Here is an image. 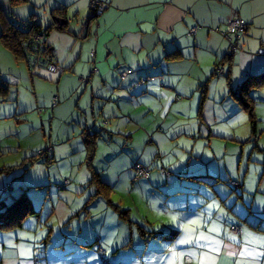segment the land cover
<instances>
[{
  "label": "crops",
  "instance_id": "0c3cea01",
  "mask_svg": "<svg viewBox=\"0 0 264 264\" xmlns=\"http://www.w3.org/2000/svg\"><path fill=\"white\" fill-rule=\"evenodd\" d=\"M98 1L106 8L92 19V0H27L16 5L0 0L4 12L41 20L42 25L52 22V10L65 8L67 33L53 30L47 37L51 47L56 43L59 73L26 68L29 74H22L15 54L0 42V100L10 93V86L29 82L38 90L36 107L44 108L53 100L47 93L56 91L59 99L51 115L65 122V168H86L85 177L74 178L68 191L40 189L43 203L33 207L38 215L26 219L21 229L0 230V264L15 258L13 264H264V117L258 113L264 106V89L250 93L260 122L257 147L253 144L263 154L260 162L248 161L240 172L246 147L242 143L249 134L231 137L241 147V154L232 159L221 161L215 154L208 159L198 149L202 141L210 146V137H226L224 126H217V119L204 108L216 98L232 103L224 75L209 78L220 59L231 56L234 91L245 76L264 71V0ZM232 17L242 18L246 25L234 54L215 31ZM170 53L178 55L166 60ZM223 69L226 72L227 65ZM89 74L91 86L84 87L78 77ZM54 76L55 82L49 81ZM145 77L154 80L140 85L138 89L144 86L137 95V88L130 91ZM205 84L206 99L197 116ZM144 94L164 103L162 110L168 112L162 120L137 117V97ZM20 100L17 94V139L42 128L41 115L28 114L32 109ZM82 132L97 134L92 139L97 184L90 183ZM103 144L107 152H101ZM253 146L250 159L252 151L260 155ZM2 147L11 148L0 142ZM212 161L217 164H207ZM134 163L152 169L148 180L132 182ZM161 168L169 171L168 178ZM197 176L204 182L193 179ZM4 177L0 200L3 189L14 184L11 176ZM228 227L238 231L229 233Z\"/></svg>",
  "mask_w": 264,
  "mask_h": 264
},
{
  "label": "rangeland",
  "instance_id": "374dc122",
  "mask_svg": "<svg viewBox=\"0 0 264 264\" xmlns=\"http://www.w3.org/2000/svg\"><path fill=\"white\" fill-rule=\"evenodd\" d=\"M10 20H14L13 17H11ZM50 39H52V37ZM55 45L54 47H56ZM61 51L62 49H60V52ZM14 63L17 64L16 65L17 69L22 74L23 73L27 75L29 74L26 71V63L24 62L23 59H16ZM79 77H78V81L80 82ZM84 77H87V76H84ZM235 79H239V74L237 73L235 74ZM49 81L55 82V76L49 78ZM136 81L133 84H136ZM91 82H92V79L88 83H86V85L90 87ZM80 85L81 84L79 83V86ZM149 85L150 83L148 82L147 86ZM143 86L139 89L137 88L138 90L135 89L137 90L135 91L136 95L140 93V91L143 89ZM84 87H85V84H84ZM83 88L81 90H83ZM227 89L229 90V87H227ZM37 91L38 90L34 87V85L32 87L29 82L28 83L26 82L25 84L19 87H16L15 85H13V86H10V93L2 97L0 100V116H1L0 117V142L2 145L11 146V148L2 147L0 150V169L8 168L9 166H14L13 169L15 170V172L12 174V178L15 179L14 184L16 183V180L20 179L19 177L20 171L22 172L24 171L23 176L25 177L26 181H37V184H32L33 187L31 188L30 195L33 201V205L35 207H41L42 195H41V192L39 191L40 189H43L45 191L48 188H52L54 192H60L61 190L58 191L56 188V185H58L59 182L66 179V180H69V182L67 183L69 185L65 187L66 191H68L69 188L74 185V180H73L74 178L76 181H79L85 177L86 168L85 166L73 168V167H70L69 165H67V167L65 168V165L67 164L65 157L68 155L67 154L64 157L65 154L64 152H62V149L65 147V145L63 144V141L65 142V139L67 137V131L65 127L63 126L65 122H63V120L59 119L57 116L52 117L51 115V112H52L51 108H53L52 104L47 105L44 108L41 106L36 107L35 105L36 98H35L34 93ZM61 92L66 93L68 91L61 89ZM218 92H217V97L220 96V92L219 93ZM17 94H19V98L21 99L19 102L20 105H22L24 108L29 107V110L32 109L31 111L27 112L28 114L35 116L36 111H41L40 118H42V121H41L42 128L40 131H36L34 135H31L28 138H24L25 136H18V139L17 137L14 138V135H15L14 124L18 120H20L18 119L19 116L17 117L14 116V114L16 113L17 102L15 103V101H16ZM47 95H49L50 99L52 97L53 102L58 98V94L56 93V91H53V90L47 93ZM144 96L145 94L142 97L141 96L137 97V98H141V104H140L141 106L139 105L140 108L136 112L137 117L139 119L146 118V119H151V120H154V119L157 120L158 118H160V120H162L163 116L168 112V109L166 110V112L162 110V108H165L164 103L159 105L160 102L157 97H144ZM231 101L232 103L230 104H223L219 98L218 99L216 98L214 101H212L211 103L209 102L204 106L205 109L209 110L211 117H215L217 119L218 121L217 126H220V125L224 126L225 128L224 134L226 135V137H210L212 138L210 140V146H208L206 143H203V141L202 143H199L198 149L203 155V157L205 158L210 159V157L215 154L217 158L221 161H224V157L232 159L235 156V153L237 155L241 154V147L239 145L234 144L236 140L232 139L231 137L235 136L237 138H244L248 134H249L248 138L250 137L252 125H251V121H250L248 114L244 110L241 109L242 107L240 106L237 100L231 97ZM147 105H149V109L151 110L149 112L146 111V107H148ZM255 112L256 110L254 106L253 113L255 114V117H256L255 124L257 128V126L260 125V122L258 121ZM226 113L227 115L225 116ZM258 113L264 117V106H261L258 108ZM210 115L207 114L209 121L212 120ZM106 118H110V120H113V118L109 116H106ZM142 125H144V122H142ZM157 125L158 123H156L155 121L153 126L155 127ZM20 137H23V138H20ZM204 137H207V136H204ZM137 138L138 137L134 136L132 140L137 141ZM248 138L246 141L242 143V144H246L245 145L246 147L245 149H243V156H242V160L240 163L241 173L243 172V168L248 163V161L260 162L261 155H263L260 151H258L257 149H254L253 143L248 142ZM140 141L142 142L143 139L141 138ZM261 141L264 142V136L261 138ZM41 144L43 145L42 150L48 149L49 153L51 152V150H53V153L52 152L51 153L52 155L54 154V157H53L54 162L51 163V160L48 161V159L47 161L43 162V159H40L39 162L32 164L33 166L30 165L26 171L25 166L27 167V165L29 164L28 162L29 160H24L25 156L29 155V153H33L34 150L37 151ZM252 146H253L252 149H254L256 152H260V155L252 151V156L250 159L249 153H250V148ZM101 149H102L101 152L108 151L107 145H104V144L102 145ZM183 151L184 150H182L180 154L185 155ZM61 157H64V158H61ZM49 158H51V155L49 156ZM23 160L26 165L24 166L23 164L20 167H16L19 164H21ZM96 161H97V158L95 160V163ZM207 164L216 165L217 163L215 161H212V162H208ZM3 175L4 174L1 173L0 177H4ZM45 177H48L49 180L47 179L43 180V178ZM33 178H36V179H33ZM120 186L124 187V184L121 183ZM127 193H128V189H127ZM3 198L5 199L4 196ZM6 198H8V196ZM125 214L126 213L124 212V215ZM227 231L229 233H233L232 229H230L229 227L227 228ZM56 238L59 239V236L57 234H56ZM0 244H2L1 241H0ZM0 254L2 255V253ZM15 261H17V258H15V260L12 261L10 264H13ZM19 262L21 263L23 261L20 260ZM27 263L32 264V262H27ZM2 264H6V263H2Z\"/></svg>",
  "mask_w": 264,
  "mask_h": 264
},
{
  "label": "trees",
  "instance_id": "16d2710c",
  "mask_svg": "<svg viewBox=\"0 0 264 264\" xmlns=\"http://www.w3.org/2000/svg\"><path fill=\"white\" fill-rule=\"evenodd\" d=\"M27 0H10L12 5H16L19 3H26ZM14 7V6H13ZM64 11L65 8L63 9H54L50 12V17L52 19V22L49 25H42L41 20L40 21H34L33 19H31L30 17L26 20L24 18H18L15 17L11 11H5L2 10V8L0 7V26H1V30L2 33L0 35V42L4 43V46L7 47L9 49V51L12 52V54H15V58L16 59H23L24 62L26 63V68L29 72H34L36 70H44L47 71L44 67L43 64H47L46 63V59L48 58L49 61L51 63H55L58 67L61 68V66L59 65V61H58V56L55 52L54 47H51V45L48 43V35L51 33V31L53 30H57L59 32H63V33H67L66 32V26L63 25L61 27H58L57 23H56V19H64ZM8 12V14H7ZM94 14V9L92 8L91 4H90V15L92 16ZM66 16V15H65ZM13 17L14 20H10V18ZM65 21V19H64ZM66 22V21H65ZM67 24V23H66ZM65 30V32H64ZM41 35V39L38 40L37 43L34 42L33 37L34 35ZM35 52L37 54H42L43 52H45L43 54L44 57H40L41 60H43V63H41V61L39 60L38 63H40V65H42V68H36V67H31L29 64L27 65V61L26 59L28 58L29 52ZM47 52V53H46ZM231 54H234L232 52V49H230ZM237 52V51H236ZM176 53H170L167 54L165 56V59H169V58H173L175 57ZM222 65H227V71L225 72L222 71V73H220L219 71L222 70ZM231 65H232V59L231 56H224L222 59H220L219 61V65H217L214 69V71L210 74V79L214 78L216 76H223L225 77V81L227 84V87H229L228 90V95L230 97H232L233 99L237 100L238 103L240 104V106L242 107L241 109L244 110L251 121V133H250V137L248 138V142H251L256 146V138H257V134H256V122H255V114L253 113V107L255 106V102L252 99L250 93L252 91H260L262 89H264V71L257 73L255 75H247L243 78V80L241 81L240 85L238 86L237 90L234 91L231 88V82H230V78H231ZM93 70L95 68H92ZM62 70V69H61ZM92 70V71H93ZM96 70V69H95ZM90 72L91 75L95 74V72ZM91 75L89 74L87 77H83L80 76L79 80L80 82L86 84L85 79H89L91 78ZM148 78V77H145ZM144 78V79H145ZM149 78H153V77H149ZM83 79V80H81ZM142 79V78H141ZM140 79V80H141ZM139 81V80H138ZM137 81V82H138ZM135 85V84H134ZM133 87V86H132ZM130 89V91H134L136 88ZM140 87V86H139ZM206 84L203 85V92L201 95V99L199 102V106H198V112H197V116L200 115L202 107H203V103L206 99ZM138 88V87H137ZM56 103V101H55ZM54 104L53 100H52V105ZM39 113V114H38ZM41 111H36V115H40ZM105 123V124H104ZM102 124L103 125H107L108 124V120L103 119L102 118ZM87 131V130H86ZM95 134V133H94ZM82 135L84 136V145H85V164L87 167H89L90 170V174H91V180L90 183H98V173L95 172V170H93L92 168V158L93 155L95 153V149L93 148V140L95 139V137L97 136V134L95 135H90L89 133L86 132H82ZM90 135V136H89ZM95 136V137H94ZM90 138V140H89ZM93 139V140H92ZM43 148H39L37 151H33V153H29V155L25 156L24 160H29V164L27 165V167L25 166L26 164L24 163V160L22 161L21 164H19L16 167H20L24 164L26 171L27 168L32 165L35 164L36 162H39L40 159H43V162L51 160V163L54 162L53 157L54 154L53 150L52 153L50 152L51 158H49V150L44 149ZM36 152V153H35ZM92 153V154H90ZM47 163V162H46ZM135 164H139L142 165L140 163H134L133 167H132V182H136L139 180H148L151 174L152 169L148 166L142 165L146 168H148L149 171V176L148 178H138V179H134L135 177V169H134V165ZM23 166V167H24ZM33 166V165H32ZM14 166H9L8 168H1L0 169V174L3 173L5 177L7 176H11L12 179V174L15 172V170L13 169ZM162 170H165L167 173L164 174L162 172ZM25 171V172H26ZM160 173L165 177L168 178L169 177V171L166 168H161L160 169ZM24 175V171H20V179L16 180L15 184H8L7 187H5L2 191V199L0 200V230H4V229H21L24 222L26 221V219H28L29 217L32 216H37L38 212L37 210H35L33 207V201L30 195V191L31 188L33 187L32 184H37V181H26ZM36 179V178H33ZM49 180L48 177L43 178ZM193 179L198 180L200 183L204 182V177L202 176H197L194 177ZM12 180L15 179L13 178ZM66 179H64L63 181L59 182L58 185H56L57 190H63L65 187H67L69 184H67L66 186L63 185V182ZM69 181V180H68ZM49 183V182H48ZM100 185H103L102 182H99ZM51 185V184H50ZM234 185V183H233ZM55 186V184H54ZM236 186V184H235ZM52 188H48L46 190H50ZM3 196L5 197V199L3 198ZM8 196V198H6ZM7 199H10V201H6ZM42 203H43V199H42ZM111 204V203H110Z\"/></svg>",
  "mask_w": 264,
  "mask_h": 264
},
{
  "label": "built area",
  "instance_id": "2783aa9c",
  "mask_svg": "<svg viewBox=\"0 0 264 264\" xmlns=\"http://www.w3.org/2000/svg\"><path fill=\"white\" fill-rule=\"evenodd\" d=\"M92 8L94 9V15H100L104 12L106 6L103 2H100L98 0H92L91 3ZM245 22L242 18L240 17H232L231 19H228L221 28H216L215 31L217 33H219L229 44L230 49H232V52L235 53L237 51V45H236V39L244 32L245 30ZM192 34L195 32V29H192L190 31ZM41 35H37L35 34L33 37V40L35 43L38 42V40L41 39ZM29 52L28 58L26 59L27 61V65L29 64L31 67H36V68H42V65H40V63H38V61L40 60L41 63H43V60H41L43 56V54L45 52H43L41 55L37 54L35 52ZM263 51L259 50L258 53L261 54ZM47 53V52H46ZM91 55H94L93 52L91 53ZM41 57V58H40ZM46 63L47 64H43L45 67V69L47 70V72L51 73V74H56L59 73V71L61 70L60 67H58L55 63H51L49 61V59H46ZM96 70L94 69L92 72H95ZM223 70H220L219 72L222 73ZM83 78V77H82ZM83 80V79H81ZM154 78H142L141 80H139L138 82H136L135 85H133V88H137L140 85L146 83L147 81H153ZM86 83H88L90 80L87 78L85 80ZM55 100V98H54ZM55 102V101H54ZM134 169H135V177L134 179H138V178H148L149 176V171L148 168L139 165V164H135L134 165ZM162 172L164 174H166L167 172L165 170H162ZM69 181L65 180L63 182V185H66ZM230 229H232L233 232H237L238 228L237 227H231ZM100 256L103 257V253L100 250Z\"/></svg>",
  "mask_w": 264,
  "mask_h": 264
},
{
  "label": "water",
  "instance_id": "95a60500",
  "mask_svg": "<svg viewBox=\"0 0 264 264\" xmlns=\"http://www.w3.org/2000/svg\"><path fill=\"white\" fill-rule=\"evenodd\" d=\"M98 16L99 15H94V16H91V18L93 19V18H96ZM56 23H57L58 27H60V26H63L65 24V21L62 19H56Z\"/></svg>",
  "mask_w": 264,
  "mask_h": 264
}]
</instances>
